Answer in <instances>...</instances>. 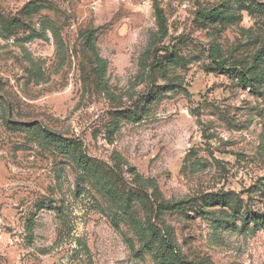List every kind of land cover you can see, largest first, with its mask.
<instances>
[{"label": "rangeland", "instance_id": "374dc122", "mask_svg": "<svg viewBox=\"0 0 264 264\" xmlns=\"http://www.w3.org/2000/svg\"><path fill=\"white\" fill-rule=\"evenodd\" d=\"M164 241L264 264V0H0V264H157Z\"/></svg>", "mask_w": 264, "mask_h": 264}, {"label": "trees", "instance_id": "16d2710c", "mask_svg": "<svg viewBox=\"0 0 264 264\" xmlns=\"http://www.w3.org/2000/svg\"><path fill=\"white\" fill-rule=\"evenodd\" d=\"M233 74H235V71H233ZM248 74H250L251 80H256L257 78H260V74L256 75L251 70H248ZM40 136H42L43 140L56 148L58 151L70 155L74 158L75 162L82 167H85L87 163V159L85 156H83L80 143L75 140L66 139L62 136L55 135L51 132H49L46 129L39 130ZM185 202H179V203H163L160 205V209L164 211H174L179 210L182 208V205H184ZM28 229H31V226L28 225ZM152 238L154 239V233L152 234ZM152 239V240H153ZM152 242V241H149ZM175 247L171 242H162L161 248L159 250V253L157 252V264H180L179 261L176 260L174 257V250Z\"/></svg>", "mask_w": 264, "mask_h": 264}]
</instances>
